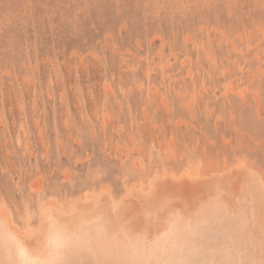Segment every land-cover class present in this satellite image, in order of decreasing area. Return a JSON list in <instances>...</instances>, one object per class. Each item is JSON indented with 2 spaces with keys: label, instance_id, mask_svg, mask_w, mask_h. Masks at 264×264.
<instances>
[{
  "label": "rangeland",
  "instance_id": "1",
  "mask_svg": "<svg viewBox=\"0 0 264 264\" xmlns=\"http://www.w3.org/2000/svg\"><path fill=\"white\" fill-rule=\"evenodd\" d=\"M236 159L264 170V0H0V208L17 227L48 200Z\"/></svg>",
  "mask_w": 264,
  "mask_h": 264
},
{
  "label": "bare ground",
  "instance_id": "2",
  "mask_svg": "<svg viewBox=\"0 0 264 264\" xmlns=\"http://www.w3.org/2000/svg\"><path fill=\"white\" fill-rule=\"evenodd\" d=\"M234 164L209 175L156 171L148 189L131 186L120 198L101 188L67 207L48 200L36 224L23 230L0 208V261L8 259L5 247L13 238L30 264H44L59 242L99 261L139 260L153 246L163 259L178 260L188 241L214 237L222 247H210L204 259L264 264V170L247 160Z\"/></svg>",
  "mask_w": 264,
  "mask_h": 264
},
{
  "label": "snow or ice",
  "instance_id": "3",
  "mask_svg": "<svg viewBox=\"0 0 264 264\" xmlns=\"http://www.w3.org/2000/svg\"><path fill=\"white\" fill-rule=\"evenodd\" d=\"M212 246L219 250L222 247V242L214 237L190 240L181 250L182 258L178 260L163 259L162 256L165 255L163 250L158 246H153L150 249L145 248L144 258L139 260L99 261L93 260L89 256L88 250L84 248H74L59 242L54 258L45 261L44 264H227L226 261H208L203 258ZM5 253L8 259L0 261V264H30L27 260V250L22 243L15 241L14 238L6 245Z\"/></svg>",
  "mask_w": 264,
  "mask_h": 264
}]
</instances>
